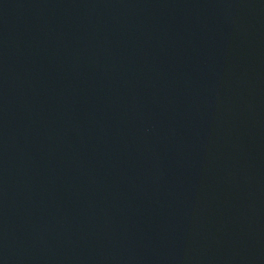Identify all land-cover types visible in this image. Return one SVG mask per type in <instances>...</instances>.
<instances>
[{
    "label": "water",
    "instance_id": "water-1",
    "mask_svg": "<svg viewBox=\"0 0 264 264\" xmlns=\"http://www.w3.org/2000/svg\"><path fill=\"white\" fill-rule=\"evenodd\" d=\"M0 264H264V0H0Z\"/></svg>",
    "mask_w": 264,
    "mask_h": 264
}]
</instances>
